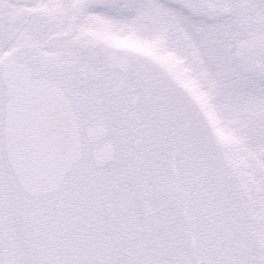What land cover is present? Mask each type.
<instances>
[{"label": "snow or ice", "instance_id": "obj_1", "mask_svg": "<svg viewBox=\"0 0 264 264\" xmlns=\"http://www.w3.org/2000/svg\"><path fill=\"white\" fill-rule=\"evenodd\" d=\"M0 264H264V0H0Z\"/></svg>", "mask_w": 264, "mask_h": 264}]
</instances>
